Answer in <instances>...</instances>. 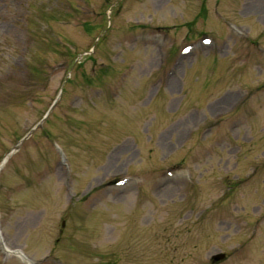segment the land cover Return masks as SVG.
I'll return each instance as SVG.
<instances>
[{"label": "rangeland", "instance_id": "obj_1", "mask_svg": "<svg viewBox=\"0 0 264 264\" xmlns=\"http://www.w3.org/2000/svg\"><path fill=\"white\" fill-rule=\"evenodd\" d=\"M5 159L0 264H264V0H0Z\"/></svg>", "mask_w": 264, "mask_h": 264}, {"label": "bare ground", "instance_id": "obj_2", "mask_svg": "<svg viewBox=\"0 0 264 264\" xmlns=\"http://www.w3.org/2000/svg\"><path fill=\"white\" fill-rule=\"evenodd\" d=\"M4 162V161H3ZM2 164H0V169L2 168ZM0 239L2 240V236L0 233ZM9 251V250H8ZM7 252V251H6ZM13 252V251H12ZM16 255L19 256V258L25 263V264H33L32 261H30L25 255L21 254L20 252H16Z\"/></svg>", "mask_w": 264, "mask_h": 264}, {"label": "water", "instance_id": "obj_3", "mask_svg": "<svg viewBox=\"0 0 264 264\" xmlns=\"http://www.w3.org/2000/svg\"><path fill=\"white\" fill-rule=\"evenodd\" d=\"M225 256L224 254H217V255H214L212 258L213 260H220V259H223Z\"/></svg>", "mask_w": 264, "mask_h": 264}]
</instances>
